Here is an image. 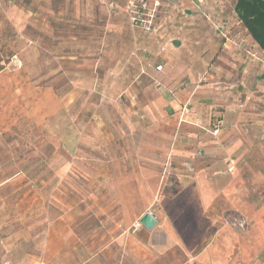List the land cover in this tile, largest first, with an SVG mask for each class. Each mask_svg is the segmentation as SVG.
Here are the masks:
<instances>
[{
  "label": "rangeland",
  "instance_id": "obj_1",
  "mask_svg": "<svg viewBox=\"0 0 264 264\" xmlns=\"http://www.w3.org/2000/svg\"><path fill=\"white\" fill-rule=\"evenodd\" d=\"M143 1L0 0V68L9 71L15 84H28L31 98L32 93L45 98V92L33 91L44 89L66 106L46 124L30 119L29 125L15 126L5 140L13 145L8 154L14 169L22 170L0 171V184L10 181L0 186V264H82L92 255L101 264L109 255L113 258L106 246L113 228L120 224L135 236L140 215H163L162 198L170 201L168 212L179 213L177 223H183L184 212L198 219L197 191L176 186L181 172H168L176 134L186 126H173L171 115L161 116V106L154 107L153 117L146 104L174 97L187 83H213L209 77L215 69L231 66L236 35L252 55L255 75L264 69V53L243 42L236 0ZM188 2L197 5L195 13L186 8ZM192 15L208 26L173 28L174 38L147 40L164 29L155 25L170 19L184 22ZM105 33L110 37L103 41ZM195 33L199 49L190 39ZM167 67L168 80L152 77L155 72L164 75ZM186 70L195 75H183ZM168 84L172 87L166 92ZM20 132L28 138L20 139ZM137 132L142 138L135 142L132 133ZM139 142L142 164L153 169L143 172L139 198L132 187L119 190L125 192L122 198L103 186L99 170L85 168L109 162L101 150L121 147L132 153ZM188 198L194 203H184ZM196 222L201 223L192 221L193 228ZM165 257L158 264L182 261L177 250Z\"/></svg>",
  "mask_w": 264,
  "mask_h": 264
},
{
  "label": "crops",
  "instance_id": "obj_2",
  "mask_svg": "<svg viewBox=\"0 0 264 264\" xmlns=\"http://www.w3.org/2000/svg\"><path fill=\"white\" fill-rule=\"evenodd\" d=\"M186 8L195 13L197 5L188 2ZM207 24L197 15L187 17L184 22L170 19L165 25H155V29L156 26L164 29L150 33L147 40L158 41L161 38L167 41L174 38L173 28L185 26L202 29ZM244 30L245 45L258 48ZM107 37H110L109 34H103V41ZM118 37L120 39V35ZM237 37V44L231 53V66L215 69L209 77L214 78L213 83L198 87L187 83L183 91H178L174 97L159 95L161 97L146 104L153 117L156 113L154 107L161 106V116L171 115L173 126L179 129L186 126V131L176 134L177 143L170 153L173 163L171 170L166 171L181 172L175 181L176 186L197 191L198 219L195 215L190 217L187 211L189 213L184 212L179 219L183 223H177L179 213L168 212L170 201L162 198L165 212L153 216L156 226L151 231L142 228L131 236L126 232L127 227L119 224L113 228V240L106 244L107 255L112 254L113 258L109 255V260H103L101 264H158L163 263L164 257L174 250L180 252L182 257V261L175 264H264V69L255 75L251 67L255 62L252 63L248 56L252 55L246 47L238 44L240 41ZM190 39L193 47L199 49V35L192 34ZM258 50L264 53V50ZM258 61L261 62L259 58ZM261 63L264 65V58ZM94 64H91V68ZM8 72L6 68L0 70V171L9 168L10 171H21L19 167L14 169L16 164L8 154V149L13 150V145H8L6 138L13 134L15 126L29 125L30 119L36 125L44 124L57 113L61 115L66 106L44 89L33 91L40 94L45 92V98L42 94L41 99L36 98L35 93L31 98L28 84H15ZM160 73H152V77L159 81L167 79L171 70L167 67L164 75ZM183 75L190 77L195 73L186 70ZM254 76L258 78L255 80ZM170 87L168 84L166 92ZM59 121L62 122V119ZM17 135L20 139L28 138L27 133ZM125 136L129 140L131 135ZM141 138V133H132L133 141H140ZM117 148L101 150L107 155L108 163L85 165V168H91L92 172L99 170L104 180L103 186L113 188L122 198L124 196L125 199V192L119 190L130 187L138 189L134 197L139 198L143 172L151 173L153 169L142 164L140 142L132 153L125 148ZM125 156L129 162H126ZM146 181L158 187L156 182L152 185L150 180ZM9 182L6 180L2 184ZM189 200L184 203H194ZM142 216H139V220ZM126 218L129 216L125 215ZM195 220L201 223L196 222L194 229L191 222ZM95 256L88 257L82 264L98 263Z\"/></svg>",
  "mask_w": 264,
  "mask_h": 264
},
{
  "label": "trees",
  "instance_id": "obj_3",
  "mask_svg": "<svg viewBox=\"0 0 264 264\" xmlns=\"http://www.w3.org/2000/svg\"><path fill=\"white\" fill-rule=\"evenodd\" d=\"M234 13L257 47L264 50V0H236Z\"/></svg>",
  "mask_w": 264,
  "mask_h": 264
},
{
  "label": "water",
  "instance_id": "obj_4",
  "mask_svg": "<svg viewBox=\"0 0 264 264\" xmlns=\"http://www.w3.org/2000/svg\"><path fill=\"white\" fill-rule=\"evenodd\" d=\"M139 223L143 228H145L148 231H151L156 226V221L152 214L146 213L144 214L140 220Z\"/></svg>",
  "mask_w": 264,
  "mask_h": 264
},
{
  "label": "built area",
  "instance_id": "obj_5",
  "mask_svg": "<svg viewBox=\"0 0 264 264\" xmlns=\"http://www.w3.org/2000/svg\"><path fill=\"white\" fill-rule=\"evenodd\" d=\"M138 2L139 3H143L144 1L143 0H138ZM131 5H132V7H134L135 6V4L133 5L132 3H131ZM161 69V67H158L157 68V70H160ZM142 226H141V224L139 223V221L136 223V225L134 226V232L136 231V230H138L139 228H141Z\"/></svg>",
  "mask_w": 264,
  "mask_h": 264
}]
</instances>
